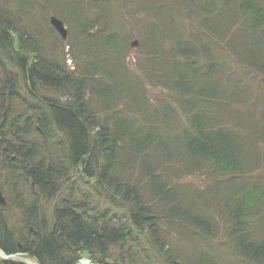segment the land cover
Instances as JSON below:
<instances>
[{"label": "trees", "instance_id": "trees-1", "mask_svg": "<svg viewBox=\"0 0 264 264\" xmlns=\"http://www.w3.org/2000/svg\"><path fill=\"white\" fill-rule=\"evenodd\" d=\"M52 5L65 39L0 0V190L19 212L0 208V248L39 264H264V0Z\"/></svg>", "mask_w": 264, "mask_h": 264}, {"label": "rangeland", "instance_id": "rangeland-1", "mask_svg": "<svg viewBox=\"0 0 264 264\" xmlns=\"http://www.w3.org/2000/svg\"><path fill=\"white\" fill-rule=\"evenodd\" d=\"M5 1L7 2L8 6L6 8H4V9H6V11H9V12H12V13L13 12L16 13V11H18L17 12L18 16L23 14L26 22H28V26H34L36 22L37 23L42 22L47 14L50 15L49 12L53 8L52 4H54L55 2H60V1L62 2V0H19V4H21L22 8H24V9L20 10V8H18L17 3H15L14 0H5ZM78 3L84 5V4L87 3V0H78ZM128 8H129V6L127 7L126 5H124L123 2L120 3V2L117 1L115 6H113L112 10L114 12V15L118 19L119 15L124 17V13H126ZM116 18L113 17V23L117 22ZM128 20L129 19H127V21ZM179 20L181 21V19L179 17H176L174 19V21L176 23H179L180 22ZM182 20H183L185 25L189 26V23H187L188 21L186 19L182 18ZM118 22L120 24L125 25V23H123L121 20H119ZM64 25H65V27L67 29L68 28L67 25L66 24H64ZM68 31H69V29H67V32ZM46 38H47L46 35L42 36V40L45 41ZM133 41H136L137 43L135 45H133L132 44ZM138 42H139L138 38L133 35L132 38L129 41V50H128V57H127V61L128 62L130 60H132L133 57L135 56V49H137V47H138ZM65 51H67V48H65ZM71 63L72 62L69 59H67V62H65V64L67 66H70ZM256 83H258V82H256ZM258 86H260V85H258ZM261 86H262L261 88L264 90V82H263V85H261ZM255 89H258V88L255 87ZM147 92H148V96L150 97V99L153 102L154 95L157 92H159V89L152 88V87H147ZM193 178H194L193 181L196 183V182L199 181V178H201V177H199L198 175L195 174V175H193ZM187 180H189V179L187 178ZM187 180H184V181H187ZM68 182H72V184H74V186H76V187L82 186V183L80 182V178H79V173H74V174L72 173V175L69 176V178H68ZM0 191L4 194L5 200L9 204V201H8V198H7V194H5L2 190H0ZM42 205H43V203H42ZM44 206H45V204H44ZM3 208H4V206L1 209H3ZM5 208H8V210L6 212H4V214L7 216L8 220L13 224L14 221L17 220V218H18L19 212L14 207L12 208L10 206H7ZM49 208L50 207L48 205H46V211L49 210ZM83 261H85L84 264H90L87 260H83ZM83 261H82V263H83ZM234 264H239V263H235L234 262Z\"/></svg>", "mask_w": 264, "mask_h": 264}, {"label": "water", "instance_id": "water-1", "mask_svg": "<svg viewBox=\"0 0 264 264\" xmlns=\"http://www.w3.org/2000/svg\"><path fill=\"white\" fill-rule=\"evenodd\" d=\"M49 22L53 29L61 36L62 39H65L67 36V29L58 17L51 15L49 17ZM137 42L133 41L132 44L135 45ZM0 205L2 206H8L7 201L5 200V197L3 193L0 191ZM0 258L6 259V260H14L17 262H20L22 264H38L36 261L22 255V253H13L8 254L4 250L0 248Z\"/></svg>", "mask_w": 264, "mask_h": 264}, {"label": "bare ground", "instance_id": "bare-ground-1", "mask_svg": "<svg viewBox=\"0 0 264 264\" xmlns=\"http://www.w3.org/2000/svg\"><path fill=\"white\" fill-rule=\"evenodd\" d=\"M55 16V15H54ZM57 17V16H56ZM59 18V17H58ZM60 19V18H59ZM61 20V19H60ZM63 22V21H62ZM50 23V22H49ZM84 179V178H83ZM86 181V180H85ZM8 206H10V204H8ZM88 261V260H87ZM90 262V261H89ZM91 263V262H90ZM92 264V263H91Z\"/></svg>", "mask_w": 264, "mask_h": 264}]
</instances>
